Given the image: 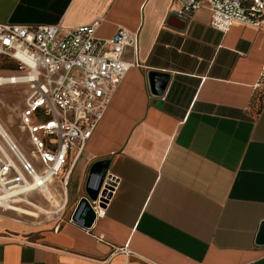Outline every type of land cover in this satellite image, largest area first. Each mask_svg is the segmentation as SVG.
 <instances>
[{"label": "crops", "instance_id": "crops-1", "mask_svg": "<svg viewBox=\"0 0 264 264\" xmlns=\"http://www.w3.org/2000/svg\"><path fill=\"white\" fill-rule=\"evenodd\" d=\"M179 9L176 0H0L2 24L101 19L99 38L139 36L137 54H125L135 66L49 191L57 205L44 194L54 210L28 204L55 218L26 229L0 213V264H264V25L224 34L206 7L191 19ZM111 177L119 185L105 215L86 224L81 201Z\"/></svg>", "mask_w": 264, "mask_h": 264}, {"label": "built area", "instance_id": "built-area-1", "mask_svg": "<svg viewBox=\"0 0 264 264\" xmlns=\"http://www.w3.org/2000/svg\"><path fill=\"white\" fill-rule=\"evenodd\" d=\"M176 1L184 19L206 7L212 28L224 34L236 25H264V0ZM101 23L96 19L75 28L0 23V62L8 59L17 65L0 74V87L30 89L19 123L29 149L0 121V199L6 197L0 204H9L0 207V213L26 204L16 200H28L33 192L55 191L60 175L70 165L71 153L84 148L113 94L135 66L125 54L128 48L137 54L138 34L119 29L114 37L102 39L97 37ZM118 185L116 178L108 179L105 196L94 202L97 216L105 215Z\"/></svg>", "mask_w": 264, "mask_h": 264}, {"label": "rangeland", "instance_id": "rangeland-1", "mask_svg": "<svg viewBox=\"0 0 264 264\" xmlns=\"http://www.w3.org/2000/svg\"><path fill=\"white\" fill-rule=\"evenodd\" d=\"M7 71L8 69L0 68V74L5 73ZM29 95H30L29 86L0 87V121L2 122L3 126L7 131L9 130L15 137L21 138V145L26 150L29 149L28 141L26 137H21L19 130V123H20V114L26 106V100ZM64 174L65 172H63L59 178H62ZM28 201L37 206H40L41 208L47 211L54 210L52 204L49 203V201L46 199L44 194L40 192L32 193ZM22 206L25 208L33 209L35 212L38 213L39 216L37 218H28L13 212H6L2 214L5 216L9 215L10 217L20 220L26 229L33 227H37V228L42 227L47 221L52 220L56 216L54 214H50V215L46 214L45 212H42L36 208L34 209L33 207H30L26 204Z\"/></svg>", "mask_w": 264, "mask_h": 264}, {"label": "water", "instance_id": "water-1", "mask_svg": "<svg viewBox=\"0 0 264 264\" xmlns=\"http://www.w3.org/2000/svg\"><path fill=\"white\" fill-rule=\"evenodd\" d=\"M160 76L161 75H159L157 73H153L151 77H152L153 80H155V79H158V77H160ZM166 80H168L167 77H166ZM165 84L162 87H158V91L157 92L162 94L163 91H164V88H165ZM159 89H160V91H159ZM97 183H98V186H97L98 188H96V189L94 188L93 189L92 187H89V189H88V199L86 198V199H83L81 201V203H80V205L78 207V211H77V213H79L81 211L82 212H84V211H88L89 212V215H90L91 219H90L89 223H86L88 225H90L92 223V221L96 217L95 212L92 209V205H91L90 202H93V203L97 202L99 200V198H100V195H102L101 198H103L105 196L106 190H107V189H103L104 187H103V179L102 178H100V181H97ZM262 231L264 232V228H263ZM263 232H262V234H263Z\"/></svg>", "mask_w": 264, "mask_h": 264}, {"label": "bare ground", "instance_id": "bare-ground-1", "mask_svg": "<svg viewBox=\"0 0 264 264\" xmlns=\"http://www.w3.org/2000/svg\"><path fill=\"white\" fill-rule=\"evenodd\" d=\"M29 78H34V75H31V76H29ZM16 79V82H18V80H17V77L15 78ZM15 82V83H16ZM0 129H1V127H0ZM95 183V182H94ZM49 191H51L52 193H53V190L52 189H49L48 191H39L40 193H42V194H47L48 195V198L52 201V203H54L53 205H57V203H56V201H55V199H54V197L51 195V192H49ZM33 193H35V192H33ZM20 193L18 192V193H15L14 195L15 196H18ZM31 195V194H30ZM6 199V197H2L0 200H5ZM17 201V203H23V202H26V204L28 205V204H30V202L28 201V200H16ZM9 206V204H6V203H3V202H1V204H0V207H8ZM20 206H22V205H17L16 207H13V211H10V210H8V208H6L8 211H10V212H13V213H16L17 211H19V212H24V211H27V210H24V209H22ZM29 206V205H28ZM59 206V205H58ZM23 207V206H22ZM6 210V211H7ZM4 211H5V209H4ZM25 213H27V214H29V215H34L31 211H27V212H25ZM22 214V213H21Z\"/></svg>", "mask_w": 264, "mask_h": 264}, {"label": "trees", "instance_id": "trees-1", "mask_svg": "<svg viewBox=\"0 0 264 264\" xmlns=\"http://www.w3.org/2000/svg\"><path fill=\"white\" fill-rule=\"evenodd\" d=\"M0 68L8 69V70H15V69H17V65H16V63H14L11 60L3 59L0 62Z\"/></svg>", "mask_w": 264, "mask_h": 264}]
</instances>
